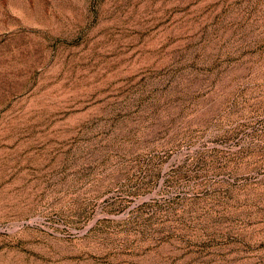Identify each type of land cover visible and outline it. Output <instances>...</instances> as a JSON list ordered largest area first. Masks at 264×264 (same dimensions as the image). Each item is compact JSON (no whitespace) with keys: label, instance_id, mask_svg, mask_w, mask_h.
<instances>
[{"label":"rangeland","instance_id":"rangeland-1","mask_svg":"<svg viewBox=\"0 0 264 264\" xmlns=\"http://www.w3.org/2000/svg\"><path fill=\"white\" fill-rule=\"evenodd\" d=\"M0 264H264V0H0Z\"/></svg>","mask_w":264,"mask_h":264}]
</instances>
